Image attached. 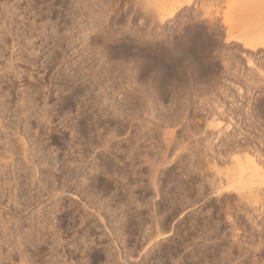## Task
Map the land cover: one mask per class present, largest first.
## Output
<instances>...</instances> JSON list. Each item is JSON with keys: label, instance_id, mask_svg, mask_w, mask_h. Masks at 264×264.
<instances>
[{"label": "rangeland", "instance_id": "1", "mask_svg": "<svg viewBox=\"0 0 264 264\" xmlns=\"http://www.w3.org/2000/svg\"><path fill=\"white\" fill-rule=\"evenodd\" d=\"M216 1L223 5L225 0H213ZM209 2L212 3V0ZM131 4L132 0H0V264H85L80 255L82 252L98 256V260L92 264H169L168 258L173 255L172 251L185 250L184 247L181 249L185 245L181 236L186 228L181 222L177 225L179 233L178 230L172 231L168 237L170 240L174 237L173 241L162 242L160 248L164 250L161 249L164 256L158 258L161 261L148 259L144 262L138 257L140 243L143 245L147 236L156 231H169L174 223L168 216L166 205L163 206L171 195V174L168 172L170 176L167 174L169 177L165 175L162 178L163 184L159 186H163L157 184V196L138 187L132 179L124 182L113 172L114 166L109 169L114 165L113 162L110 164L111 160L105 158L106 162L104 159L100 161L101 152L106 153L95 138L80 139L74 145L76 136L73 140L61 121L70 123L77 118L81 123L80 131H83L80 133L87 137L84 121L90 119L93 112L104 111L114 99L117 106L122 105L119 100L124 89L120 79L127 72L136 76L130 85H133L137 94L140 117L148 116L150 119L159 104L167 108L190 99L196 104L216 107V102L221 98L224 107H230L231 104L232 107L234 103H231V98L236 100L238 96L237 86L243 87L247 81L250 87H255L260 80H264V48L256 47L254 50L243 47L242 42L226 41L225 27L218 18L214 25L220 32L207 52V72L195 79L191 75V68L184 69V78L187 80L182 76V81L179 80L170 91L163 92L164 99H160L151 76L150 54L133 43L129 46L121 38L133 33L140 21L139 14L132 10ZM193 6L189 11H193L192 14L195 12ZM43 7L52 10L44 11ZM189 12H180L178 18ZM72 23L74 25L71 26ZM61 24H64L62 28ZM70 47L68 53L71 61L67 64L60 60V53L62 48ZM74 48L75 54H71ZM27 72L32 77L37 74L35 77L37 80L42 79L39 83H43L42 86L47 85L50 75L55 73L54 86L51 88L54 93L44 97L45 87H39V90L35 87L33 90L32 87L33 91L24 89V95L17 99L14 92L21 85V75ZM84 74L86 76L83 77ZM2 84L10 85L6 102L1 95ZM245 102L241 104L243 108L240 112L246 110ZM56 110L60 111L59 119L54 122L58 126L50 131L47 123L43 122L47 120L45 115L53 117L52 111ZM109 115L113 116L112 113ZM98 122L101 125L105 123ZM153 123L150 122L139 141L144 138L152 142L159 137L161 131ZM221 132L201 141L199 147L213 154L220 151L234 137L236 130L224 125ZM261 144L252 146L261 150L264 158V144ZM26 146L28 149H25ZM107 170L113 173H107ZM128 183L130 186H125ZM164 197L166 201H163ZM261 208H249L254 220L259 223L263 222L264 209ZM221 248L222 244H219L218 253Z\"/></svg>", "mask_w": 264, "mask_h": 264}, {"label": "bare ground", "instance_id": "2", "mask_svg": "<svg viewBox=\"0 0 264 264\" xmlns=\"http://www.w3.org/2000/svg\"><path fill=\"white\" fill-rule=\"evenodd\" d=\"M209 1L132 0V10H134L137 15L139 14L140 21L134 28L133 33L131 32L129 35L121 36V38L122 41L124 39L128 45L133 43L138 46L137 48H140V50L143 48L150 54L149 61L152 66L151 76L153 77L154 87L155 89L157 88V96L160 97V99H164L163 92L170 91L177 82H180L179 80L182 81L184 78V69L191 68V75L195 79L202 77L207 72V52L209 48L213 46L214 40H216L220 32L217 31L218 28L216 29L217 26L215 27L214 25L218 18L221 19L225 27L224 39L226 38V41L232 40L242 42L243 47L252 48L254 50H256V47L264 48V0H225L223 5L217 1L213 2L212 0V3ZM193 4L194 14H192L193 11L189 12ZM49 9L47 10L49 11ZM45 10L46 9H44V11ZM180 12L189 13H185V16L178 18ZM197 12H200V14ZM30 14L31 13L27 15ZM39 16H41V14ZM31 17L33 18V16ZM64 22L66 21L64 20ZM74 23H72L71 26L74 25ZM62 25L64 24L60 25L61 28ZM222 34L223 33H221V35ZM220 36L218 38H220ZM67 39L68 38H66V40ZM55 44L57 45V43ZM71 48L72 47L62 48L60 60H63L64 63L66 62L68 64L71 61V57H69L70 53H68V50ZM74 51L75 48L72 50L71 54H73ZM187 73L189 72L187 71ZM17 74L19 75V73ZM30 74L27 72L25 74L27 76L24 74L21 75L22 80L19 79L21 85H18L19 88H15L16 92H14V96H16L17 99L18 96L22 97L24 95L23 93L25 90L31 92L32 87L33 90L34 87L38 88V90L40 89L39 87H45L46 89L43 91L44 97H47V95L53 92L51 88L54 86L53 75L55 73L50 75V79L45 86L41 85L43 83L39 84L42 82V79L37 80L35 77L37 74L33 77ZM88 74L89 73H87V75ZM134 75L132 72L122 74L120 80L123 83L124 93L121 100H119L122 105L119 103L120 105L118 104L119 106H117V102L115 103L114 99L108 104V107H106L104 111L99 110L93 112L90 119L87 117L88 119L84 121L88 132L87 137L83 133H80L83 131H80L79 127L81 123L77 118L73 121L71 120L70 123L72 124L68 123L67 120L61 121L63 119L60 120L62 122L60 123L63 125L64 129L66 128L70 131L69 133H71V138H73V140L76 136L74 145L78 143L77 140L95 138L101 150L103 148L102 151L106 153L104 154L101 152L102 157L100 159L102 160H99L103 161L104 159V162H106L105 158H108L106 159L108 161L111 160L110 164L114 163V165H109L111 166L109 169L114 168L115 171H111L123 178L124 182H129V180L132 179L138 187L144 188L147 192L156 195L159 184H163L161 181L162 178L167 175L168 172L171 174V176L168 174L172 182H170L172 187L170 190L171 195L167 203L165 202L163 206L166 205L165 208L169 210V212L167 211L169 213L168 216H170V220H173L174 223H172L173 225L169 231H156L155 234L152 232L153 234L147 236L144 244L142 245V243H140L141 252L138 253V257L142 258L144 262L148 259L157 260L161 257L164 251L160 248L162 242L173 241V236L171 240L168 237L172 235V231L176 232V230H178L177 232L179 233L180 229H177L179 227L177 225L182 222V224H185L184 226L186 229H183L184 232L181 236L182 242L185 244H182L184 246H181V249L184 247L185 250L182 249L178 251L177 249L172 251L173 255L168 258L169 264H264V210L262 216L263 222L261 223L254 220L249 210V208L253 206H259V209L261 207V209H264V158L260 153L261 150L259 151L252 146V144L254 146L261 143L264 144V80H260L261 82L259 81L260 83L258 82L254 85L255 87L252 85L250 87L247 81L243 87L237 86L238 96L236 100L233 99V97L231 98V103H234L232 107V104L230 107L228 105H226L228 107H224L225 105L221 98L217 102L214 100L217 103L216 107H206V104L202 105V103L196 104L190 99L167 108L159 104V106L155 108L156 111L153 116L150 119H148V116H145L146 119L139 115L137 94L135 93L133 85H130L136 77ZM54 76H56V74ZM84 76L86 75L84 74L83 77ZM182 76L183 78L180 79ZM184 80L187 79L184 78ZM11 82H9L10 85H12ZM73 83L75 84V82ZM15 84H17V81ZM6 85L7 84L3 85L1 89V95L4 97L3 101L6 100L10 92V85ZM20 87L23 90H21ZM109 87L110 84L108 85V88ZM216 100H218V97ZM238 101L240 102L239 104ZM244 102L246 110L244 109L243 112H240L241 108H243L241 104ZM68 111H70V109ZM59 112L58 110L52 111L53 117H47L48 114L47 116L45 115L47 120L43 123H47L48 130L54 128V126L58 124L54 125V122L56 119H59ZM109 113H112L113 116H108ZM78 117H80V115H78ZM103 117L107 118L102 120ZM119 117L121 119H119ZM99 120L105 123L101 125V123L98 122ZM150 122H155L156 124L153 123L155 124L154 126L160 129L158 130L161 131L159 132L160 134L158 133L159 137L156 140L153 139L155 141L151 140L152 142L147 141V139L145 141L144 138H142V140L144 139L143 141H139V138L146 133L145 129L150 126ZM224 125H226V128L230 127L236 130L235 135L232 133L234 137L229 141L226 140L227 142L223 148L215 154H213L214 152L208 153L202 150L201 147H199L200 142H203L204 139L209 138L216 132L220 133ZM26 148L27 146L25 149ZM249 151L252 153L255 152V154L249 155ZM104 166L102 167L106 170L107 168ZM108 172L110 171L107 170V173ZM168 175L166 177H169ZM160 181L162 183H160ZM125 186L130 185L128 183V185ZM166 194L168 195L167 192ZM166 197H164L163 201L167 200ZM154 203L152 205H155ZM136 214L138 215V213ZM135 217L134 219H139V216L137 217L138 219ZM143 221L145 220H142V222ZM219 234H221L220 237ZM218 237L220 240L217 239ZM219 244H222L221 249H223H220V253H218L219 249H217ZM155 246L159 248L156 249ZM129 248L130 247H128V249ZM166 248L164 249L166 250ZM169 248L170 247L167 249ZM80 255L81 258L84 259L83 263L85 264H92L98 260L97 255L90 254L89 252H82ZM159 260L160 259H158V261ZM135 263L136 262H134V264ZM156 264L158 263L156 262Z\"/></svg>", "mask_w": 264, "mask_h": 264}]
</instances>
